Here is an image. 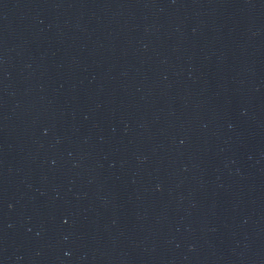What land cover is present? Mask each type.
<instances>
[{
	"label": "water",
	"instance_id": "water-1",
	"mask_svg": "<svg viewBox=\"0 0 264 264\" xmlns=\"http://www.w3.org/2000/svg\"><path fill=\"white\" fill-rule=\"evenodd\" d=\"M0 264H264V0H0Z\"/></svg>",
	"mask_w": 264,
	"mask_h": 264
}]
</instances>
